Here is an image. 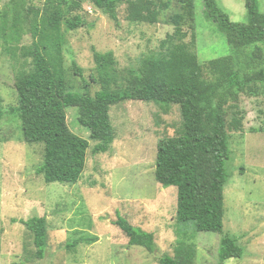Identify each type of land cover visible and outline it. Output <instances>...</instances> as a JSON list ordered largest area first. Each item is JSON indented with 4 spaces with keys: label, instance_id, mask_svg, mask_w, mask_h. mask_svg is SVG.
<instances>
[{
    "label": "rangeland",
    "instance_id": "rangeland-1",
    "mask_svg": "<svg viewBox=\"0 0 264 264\" xmlns=\"http://www.w3.org/2000/svg\"><path fill=\"white\" fill-rule=\"evenodd\" d=\"M9 1L0 0V9ZM44 1L26 0L25 7L32 10L29 15ZM193 1V49L199 61L230 54L231 46L216 22L206 17L202 0ZM217 1L232 21L246 22L245 0ZM258 4L264 13V0ZM117 12L115 22L85 2L82 10L72 12L83 17L80 26L67 29L62 23L63 67L74 90H81L84 79L89 81L91 93L99 88L90 81L95 72L93 49L113 51L117 68L137 67L142 57L173 32L174 26L165 20L180 9L177 1L171 0L156 23L128 20L125 4L119 5ZM24 29L18 41L6 40L0 34V264H160L159 256L171 255L177 239L194 246L195 264H264V78L257 74L264 69V42L237 53L238 69L249 81L238 101L243 127L228 130L229 178L224 186L223 231L198 232L191 223L176 222V186L164 187L154 177L158 140L173 135L180 125L177 104L127 100L110 106L115 138L104 153L92 152L95 141L89 129L79 123L77 107L68 106L69 128L90 143L83 175L69 184L46 183L37 173L43 145L22 139L20 122L11 112L19 103L17 74L30 60L26 53L32 39L25 24ZM184 29L188 32L185 41L189 42L191 30ZM249 53L253 58L247 61ZM231 116L227 115V121ZM118 215L134 227L152 232L155 250L129 245L123 231L112 223ZM32 216L46 218L42 258H36L32 233L21 222ZM225 234L237 240L243 254L221 263L218 251ZM93 237L95 240H87ZM72 243H77L74 248L69 246Z\"/></svg>",
    "mask_w": 264,
    "mask_h": 264
},
{
    "label": "trees",
    "instance_id": "trees-1",
    "mask_svg": "<svg viewBox=\"0 0 264 264\" xmlns=\"http://www.w3.org/2000/svg\"><path fill=\"white\" fill-rule=\"evenodd\" d=\"M25 1L10 0L0 9V34L6 40L18 41L25 24L32 39L25 52L30 60L20 69L15 81L19 103L11 112L20 122L22 139L43 145L37 173L43 175L46 183L69 184L76 183L83 175L90 143L69 128L65 110L68 106L77 107L79 123L89 129L90 138L95 141L92 152L104 153L111 149L115 138L110 106L127 100L177 104L180 125L173 135L158 140L155 180L164 187L176 186L177 223H191L198 232H222L224 186L229 178L228 130L243 127V111L238 101L249 81L247 74L243 76L238 69L237 53L264 42V13L258 0H245L246 22L232 21L217 0H202L206 17L216 22L231 46L230 54L203 63L193 49L194 1L176 0L180 12L165 20L174 26L173 32L160 41L156 50L142 57L137 67L117 68L113 51L93 49L95 72L90 75V81L99 85L94 93L89 90L88 80L84 79L81 90L77 91L66 79L62 23L67 29L80 26L83 17L72 12L82 10L85 2L115 22L119 5L125 4L128 20L156 23L171 0H45L42 6L33 9L32 15ZM185 27L191 30L189 42L185 41L188 34ZM251 54L254 56L256 52ZM252 58L250 53L246 56L247 61ZM73 66L82 76L75 62ZM257 74L264 78V69H259ZM229 113L232 116L227 121ZM2 117L0 98V122ZM21 222L32 233L36 258H42L47 238L46 218L32 216ZM112 223L123 231L129 245L143 246L150 252L155 250L152 232L134 227L120 215ZM76 244L69 246L74 248ZM242 254L243 248L237 240L225 234L219 245L220 262ZM194 258V246L177 239L173 253L162 254L159 262L195 264Z\"/></svg>",
    "mask_w": 264,
    "mask_h": 264
}]
</instances>
